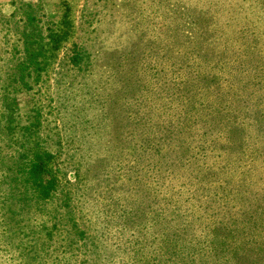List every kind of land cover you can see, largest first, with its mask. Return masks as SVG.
I'll return each instance as SVG.
<instances>
[{
	"label": "trees",
	"instance_id": "trees-1",
	"mask_svg": "<svg viewBox=\"0 0 264 264\" xmlns=\"http://www.w3.org/2000/svg\"><path fill=\"white\" fill-rule=\"evenodd\" d=\"M34 9L4 21L21 48L10 52L13 81L25 85L32 69L45 68L44 47L57 50L71 33ZM200 9L162 10V19L147 12L151 23L163 20L162 44L149 46L161 54L147 71L134 62L136 78L125 86L132 88L134 123L120 130L113 150L117 166H129L135 185L147 187L150 203L167 198L172 215L149 206L151 218L139 223V210L121 208V230L134 232L96 264H264V30L243 21L263 12L241 8L237 23L229 13L236 8ZM37 147L27 179L45 182L47 152ZM184 196L185 204L178 199Z\"/></svg>",
	"mask_w": 264,
	"mask_h": 264
},
{
	"label": "rangeland",
	"instance_id": "rangeland-1",
	"mask_svg": "<svg viewBox=\"0 0 264 264\" xmlns=\"http://www.w3.org/2000/svg\"><path fill=\"white\" fill-rule=\"evenodd\" d=\"M27 8L71 33L57 50L44 47L45 68L32 69L25 85L13 81L15 43L4 21ZM171 8L197 14L200 8H236L229 13L237 23L239 9L255 8L263 14L243 21L264 30V0H0V264H96L115 252L121 235L126 241L134 232L121 230V208L139 210V223L151 218L147 187L135 185L129 166H117L113 150L120 130L134 123V62L139 58L147 71L161 54L149 46L152 40L162 44L163 20L151 23L147 12L162 19L160 12ZM38 145L47 152L45 182L27 179ZM166 201L153 206L162 217L172 215Z\"/></svg>",
	"mask_w": 264,
	"mask_h": 264
}]
</instances>
